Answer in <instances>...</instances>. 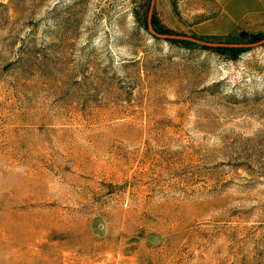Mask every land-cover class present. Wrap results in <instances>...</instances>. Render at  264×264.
I'll return each mask as SVG.
<instances>
[{
    "label": "rangeland",
    "instance_id": "rangeland-1",
    "mask_svg": "<svg viewBox=\"0 0 264 264\" xmlns=\"http://www.w3.org/2000/svg\"><path fill=\"white\" fill-rule=\"evenodd\" d=\"M0 264H264V0H0Z\"/></svg>",
    "mask_w": 264,
    "mask_h": 264
}]
</instances>
